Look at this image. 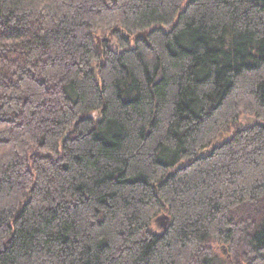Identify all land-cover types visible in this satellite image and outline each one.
<instances>
[{"label": "trees", "instance_id": "obj_1", "mask_svg": "<svg viewBox=\"0 0 264 264\" xmlns=\"http://www.w3.org/2000/svg\"><path fill=\"white\" fill-rule=\"evenodd\" d=\"M0 264H264V0H0Z\"/></svg>", "mask_w": 264, "mask_h": 264}, {"label": "water", "instance_id": "obj_2", "mask_svg": "<svg viewBox=\"0 0 264 264\" xmlns=\"http://www.w3.org/2000/svg\"><path fill=\"white\" fill-rule=\"evenodd\" d=\"M148 32L144 31L135 36V38L143 37L147 39ZM100 44V43H99ZM255 122V120H253ZM159 219H162V225H166V222L169 220V217L167 215H164L163 217H160Z\"/></svg>", "mask_w": 264, "mask_h": 264}, {"label": "rangeland", "instance_id": "obj_3", "mask_svg": "<svg viewBox=\"0 0 264 264\" xmlns=\"http://www.w3.org/2000/svg\"><path fill=\"white\" fill-rule=\"evenodd\" d=\"M102 40H103V37H99V45H100V47H101V45H102ZM110 40V39H109ZM112 45L113 46H115L117 43H116V41H114L113 39H112ZM253 120H254V118L253 117H249V116H245L244 118H243V122L247 125V124H250V123H252L253 122Z\"/></svg>", "mask_w": 264, "mask_h": 264}]
</instances>
